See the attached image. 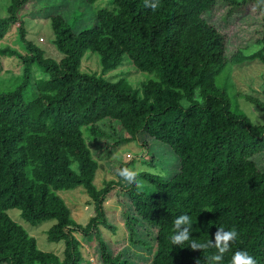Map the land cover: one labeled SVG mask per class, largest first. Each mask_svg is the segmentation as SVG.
<instances>
[{"label":"trees","instance_id":"obj_1","mask_svg":"<svg viewBox=\"0 0 264 264\" xmlns=\"http://www.w3.org/2000/svg\"><path fill=\"white\" fill-rule=\"evenodd\" d=\"M28 1L10 0L7 15H0V40L17 25L24 45V52L0 47L1 75L16 72L13 87L0 90V264H79L83 254L77 233L96 234L105 264H132L113 256L100 232L101 225L110 226L104 202L113 187L128 191L134 211L130 220L157 228L149 264H207L205 256L214 248L204 252L170 244L182 213L193 219V240L214 242L218 228L239 232L229 241L223 264L238 250L264 264V170L254 159L264 152V123L233 108L228 83L235 64L247 59L264 63V0H224L235 7L254 3L262 11V32L253 51L246 47L226 54V34L204 16L218 0H111L96 12L91 27L80 30L62 14L50 16L61 54L57 59L28 39L19 15ZM88 50L99 54L101 73L82 69ZM6 57L18 58V70L5 68ZM126 57L153 75L137 90L124 78L105 77ZM223 75L226 82L218 84ZM244 96L264 111V89L262 96ZM106 120L119 124L128 141L146 133L168 144L178 155L179 170L170 177L137 172L139 181H152L150 186L110 180L98 187L101 164L83 127L100 136ZM78 186L95 206L96 215L86 224L73 218L59 194ZM14 208L33 225L55 219L47 236L65 242L63 257L42 250L37 238L10 216Z\"/></svg>","mask_w":264,"mask_h":264},{"label":"rangeland","instance_id":"obj_2","mask_svg":"<svg viewBox=\"0 0 264 264\" xmlns=\"http://www.w3.org/2000/svg\"><path fill=\"white\" fill-rule=\"evenodd\" d=\"M9 2L10 0H0V15H7ZM109 4L111 0L94 2L29 0L21 8L19 15L25 20L28 39L46 50L47 55L57 59L61 54L54 43L55 34L50 16L62 14L74 29L80 30L91 27L95 21L96 12ZM204 16L226 34L225 44L228 56L234 54L239 48L248 47L250 51L257 49L256 42L262 32L263 13L254 3L235 7L224 0H218L212 9L204 13ZM6 46L24 52L17 25L4 39L0 40V47ZM19 62L16 57H6L5 68L18 70ZM82 69L101 73L99 54L88 50L83 57ZM13 73L10 72L9 75L6 71L2 75L0 73V90L13 87V80H15ZM105 77L113 81L124 78L132 90H137L142 81L152 78L153 75L138 70L126 57L120 67L108 72ZM224 82H226V75L218 80V84L222 85ZM228 83L233 108L248 115L252 121L263 124L264 111L247 101L244 94L263 95L264 63L260 59H247L241 64H235ZM100 125L103 131L100 136L89 134L90 126L83 127L88 144L101 164L95 178L98 187L105 186L107 181L119 180L117 173L122 164H127L124 169L159 173L165 177H170L179 170L178 155L168 144L146 133L140 134L138 141H128L126 138L129 134L119 124L106 120ZM254 159L264 170V152L254 155ZM140 182L142 186L152 184V181L144 177L140 179ZM59 194L65 199L77 222L86 224L92 216L96 215L95 206L90 203V197L83 186L61 190ZM104 208L110 226L101 225L100 232L107 241L109 252L113 256L120 255L122 259L132 264H149L154 256L157 228L139 218L130 220L129 215L134 214V211L128 191L113 187L106 196ZM8 212L14 220L24 225L28 232L37 238L38 246L42 250L54 252L63 257L65 242H52L47 236V230L55 223V219H47L38 225H33L21 216L19 209H10ZM76 236L81 242L83 254V260L79 264H105L95 233L90 236L77 233Z\"/></svg>","mask_w":264,"mask_h":264},{"label":"clouds","instance_id":"obj_3","mask_svg":"<svg viewBox=\"0 0 264 264\" xmlns=\"http://www.w3.org/2000/svg\"><path fill=\"white\" fill-rule=\"evenodd\" d=\"M153 10L157 7L155 3L149 5ZM119 181L128 187L142 186L138 179V173L134 170L121 169L117 173ZM193 219L188 213L178 215L174 221V231L169 237L172 246H182L187 244L192 249H201L207 252L209 249H215L210 255L205 256L207 264H223L226 254L229 252V241H235L239 232L236 229L225 230L218 228L215 233L214 242L211 239L193 240L191 237ZM229 264H256V260L247 250L235 251L230 258Z\"/></svg>","mask_w":264,"mask_h":264}]
</instances>
